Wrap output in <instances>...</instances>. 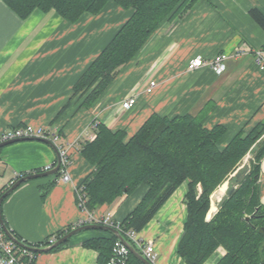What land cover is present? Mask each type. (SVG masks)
<instances>
[{"label":"crops","instance_id":"0c3cea01","mask_svg":"<svg viewBox=\"0 0 264 264\" xmlns=\"http://www.w3.org/2000/svg\"><path fill=\"white\" fill-rule=\"evenodd\" d=\"M252 7L264 13V0H199L182 17L164 22L91 107L78 108L72 100L75 83L131 10L110 2L98 14H84L70 22L55 9L37 8L22 18L0 0V135L22 125L55 126L63 142L76 147L69 181L58 179L50 186L53 175L30 179L4 198L2 213L13 234L42 244L60 230L89 219L90 213L78 204L76 190L92 170L80 152V142L95 133L97 123L132 136L152 114L203 111L206 127L225 126L219 142L222 148L247 124L264 119V70L254 53L233 56L238 48H261L264 61V30L250 16ZM220 52L231 55L224 73L217 74L210 67L188 70L194 57L210 59ZM150 79L159 84L151 93L145 89ZM132 93L137 95L135 105L121 108ZM57 160L55 148L40 140L16 141L0 148V193L16 175L32 174ZM259 182L264 203V157ZM147 188L141 185L93 214L122 221ZM187 190L186 182L180 185L139 232L154 241L155 264H188L178 253L188 213ZM103 235L100 229L78 232L65 246L39 253L34 264H100L99 252L84 243ZM225 253L220 246L206 264H216Z\"/></svg>","mask_w":264,"mask_h":264},{"label":"trees","instance_id":"16d2710c","mask_svg":"<svg viewBox=\"0 0 264 264\" xmlns=\"http://www.w3.org/2000/svg\"><path fill=\"white\" fill-rule=\"evenodd\" d=\"M4 1L22 18H27L37 8L55 9L70 22H76L84 14H98L110 2L131 10L126 22L74 85L72 100L75 98L78 108H89L164 22L182 17L199 0ZM249 14L264 30V13L252 7ZM70 104L71 100L63 109ZM203 115V111L174 116L152 114L132 136L124 130H112L97 123L95 138L80 142V152L92 166L79 185L86 195V209L94 213L102 205H110L146 185L148 188L136 207L124 220L116 221L118 230L131 242L127 232L142 231L186 182L188 213L178 243L182 258L188 264H206L222 246L226 253L216 264H264V203L259 182L264 157V119L247 124L221 148L219 142L226 133L225 126L218 124L208 128L203 124ZM248 154L251 155L249 165L237 171ZM60 175V171L53 175L50 186ZM227 179L229 186L227 183L222 187ZM219 187L216 206L211 196ZM209 211H215L211 217H208ZM72 229L73 226H69L60 230L42 244L28 243L15 236L31 246H46L51 238L59 239ZM102 231L105 235L84 243L99 252L100 264H108L115 255L123 264H145L129 249L123 248L116 254L114 249L119 238Z\"/></svg>","mask_w":264,"mask_h":264},{"label":"built area","instance_id":"2783aa9c","mask_svg":"<svg viewBox=\"0 0 264 264\" xmlns=\"http://www.w3.org/2000/svg\"><path fill=\"white\" fill-rule=\"evenodd\" d=\"M254 53L257 57V62L261 69L264 70V61H263V50L261 48L252 49L251 47L247 48H238V50L233 54V56H238L241 54ZM231 55L226 52H220L213 56L210 59L204 58L203 56H196L190 60L188 70L194 71L201 67H210L215 73L222 74L227 69V62L230 59ZM158 82L155 79L148 80L146 84V91L153 92L158 86ZM137 99L135 93L130 94L126 99L123 100L121 108L130 109L132 108ZM95 133L90 134L89 139L95 138ZM31 137H41L46 138L52 141L58 148L60 157H61V175L59 177L62 181H69L71 176L69 173V167L72 161V152L76 148L73 144H66L62 140V135L57 127L55 126H32V125H22L10 128L6 130L3 134L0 135V143L17 138H31ZM54 165L47 166L44 170H49L53 168ZM22 176L16 175V177L11 181L10 186ZM77 198L80 208L83 210L86 209V195L82 191L80 186L77 187ZM88 211V210H87ZM89 212V211H88ZM215 212V211H214ZM214 212L209 214V217L212 216ZM90 213V212H89ZM87 223H98L111 225L118 229L119 224H116V221L110 216H101L97 217L93 213H90V217L87 220H81L77 224H74L73 228L78 227ZM127 236L130 241L133 242L138 248L142 255L147 258L151 263L155 264L158 259V252L153 240L145 239L139 235V232L135 230H129ZM56 238H51L50 243H53ZM49 243V244H50ZM126 248L125 245L119 240L116 243L114 251L116 254ZM128 249V248H126ZM36 253L25 248L11 238L7 236L0 224V264H34L36 261ZM108 264H123V260L120 259L117 255L113 256Z\"/></svg>","mask_w":264,"mask_h":264},{"label":"water","instance_id":"95a60500","mask_svg":"<svg viewBox=\"0 0 264 264\" xmlns=\"http://www.w3.org/2000/svg\"><path fill=\"white\" fill-rule=\"evenodd\" d=\"M23 140H40V141H44L47 142L49 144H51V146L53 148H55V150L57 151L58 154V160L56 165L49 169V170H45L43 172H35L32 174H27L25 176L20 177L18 180H16L11 186H9V188L0 196V224L3 228V230L5 231V233L7 234V236L9 238H11L13 241H15L17 244L28 248L29 250L35 252V253H41V252H48L53 250L54 248L60 246L61 244H63L64 242L68 241L73 235H75L78 232H81L83 230H88V229H100V230H104V231H109L113 234H115L119 240L125 245L126 248H128L136 257H138L139 259H141L145 264H153L151 263L147 258H145L142 253L137 250L135 248V246L129 242L123 235L122 233L115 227L111 226V225H105V224H98V223H87V224H83L80 225L78 227L73 228L71 231H69L67 234L63 235L62 237H60L59 239L55 240L53 243H50L46 246H31L29 244H26L24 242H22L21 240H19L14 234L13 232L10 230V228L7 226L6 221L3 218L2 215V202L4 200V198L15 188H17L20 184H22L23 182H26L27 180L30 179H34V178H39V177H46V176H51V175H55L56 173H58L60 171L61 168V157L58 151V148L56 147V145L50 141L49 139L46 138H41V137H31V138H17V139H11V140H7L4 142L0 143V148L8 145V144H12L16 141H23ZM238 171V170H237ZM236 171V172H237ZM235 172V174H236ZM233 174V175H235ZM233 190V189H232ZM231 190V191H232ZM216 192V191H215ZM215 192L212 194V203H213V197L215 195ZM211 210V209H210ZM209 213H211L209 211Z\"/></svg>","mask_w":264,"mask_h":264},{"label":"rangeland","instance_id":"374dc122","mask_svg":"<svg viewBox=\"0 0 264 264\" xmlns=\"http://www.w3.org/2000/svg\"><path fill=\"white\" fill-rule=\"evenodd\" d=\"M251 158V155L250 154H248L245 158H244V160L242 161V164H241V166L237 169L238 171L241 169V168H243L245 165H249V159ZM237 173V172H236ZM235 174V173H234ZM232 176H233V174H232ZM228 183V186H229V179H227L221 186L222 187H224L226 184ZM220 186V187H221ZM220 187L216 190V192H215V195H214V197H213V203H214V205H216L219 201L217 200L218 199V194H219V190H220ZM228 190V189H227ZM227 193V192H226ZM212 206V205H211Z\"/></svg>","mask_w":264,"mask_h":264},{"label":"bare ground","instance_id":"6f19581e","mask_svg":"<svg viewBox=\"0 0 264 264\" xmlns=\"http://www.w3.org/2000/svg\"><path fill=\"white\" fill-rule=\"evenodd\" d=\"M219 203V202H218ZM218 203L216 204V206H218Z\"/></svg>","mask_w":264,"mask_h":264}]
</instances>
